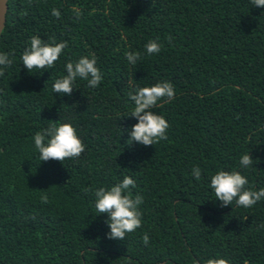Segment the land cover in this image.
Listing matches in <instances>:
<instances>
[{"label": "trees", "instance_id": "obj_1", "mask_svg": "<svg viewBox=\"0 0 264 264\" xmlns=\"http://www.w3.org/2000/svg\"><path fill=\"white\" fill-rule=\"evenodd\" d=\"M7 4L0 53L13 63L0 76V264H264V199L222 207L210 185L219 170L236 169L246 188H264V7L251 0ZM32 36L68 42L53 68L23 66ZM153 39L162 48L149 55ZM129 51L141 54L135 65ZM82 56L97 58L100 85L78 78L71 95L54 92L66 64ZM162 80L175 90L174 100L153 109L169 122L167 139L129 144L138 122L129 92ZM62 122L77 129L84 152L40 162L35 133ZM246 153L253 164L242 168ZM125 176L136 182L133 196L143 197L142 225L109 239L94 191Z\"/></svg>", "mask_w": 264, "mask_h": 264}, {"label": "clouds", "instance_id": "obj_2", "mask_svg": "<svg viewBox=\"0 0 264 264\" xmlns=\"http://www.w3.org/2000/svg\"><path fill=\"white\" fill-rule=\"evenodd\" d=\"M254 7H264V0H251ZM76 12L79 18L80 12ZM52 15L60 18L58 9L52 10ZM171 42V37L168 38ZM68 46L66 40L56 42L52 38L51 43H46L39 36H32L30 47L26 48L22 54V63L25 68L32 72L35 69H51L59 59L64 49ZM162 45L158 39H153L145 45L147 54L159 53ZM126 59L130 64L135 65L141 54L139 52H126ZM13 61L8 53H0V76L4 75V69L10 67ZM66 75L57 79L53 85L54 92L71 95L77 79L87 81L90 88L98 87L103 79L100 68L97 66L95 56H82L77 61H69L66 64ZM129 97L134 101V108L130 116L135 117L138 122L130 129L129 141L139 143L144 146L158 144L167 139V130L170 127L168 120L153 109L157 102L163 98L169 101L175 99V90L171 81L162 80L151 86L139 87L135 93L129 92ZM34 145L38 150V158L41 161L58 160L64 162L65 159L77 158L85 150L86 145L78 135L77 129L71 122L52 123L47 128L38 131L34 136ZM253 158L249 153L242 155L239 165L242 168L251 167ZM196 180L201 178V169L197 166L192 170ZM248 179L236 169L219 170L211 177L210 185L214 190L216 200L221 202L222 207L233 205L250 208L264 199V188L252 190L246 188ZM136 186L135 180L130 176H125L122 181L109 188L100 187L95 189V208L99 214H108V225L110 231L107 233L109 239L124 240L127 233L134 232L142 225V211L140 205L143 197L139 194L133 196L131 189ZM86 191H93L88 188ZM41 202L48 203L47 192L41 195ZM145 245L149 243V236L145 233L142 237ZM165 264H171L165 261ZM199 264V262H197ZM204 264H230L226 258H209Z\"/></svg>", "mask_w": 264, "mask_h": 264}, {"label": "water", "instance_id": "obj_3", "mask_svg": "<svg viewBox=\"0 0 264 264\" xmlns=\"http://www.w3.org/2000/svg\"><path fill=\"white\" fill-rule=\"evenodd\" d=\"M8 0H0V33L5 26Z\"/></svg>", "mask_w": 264, "mask_h": 264}]
</instances>
